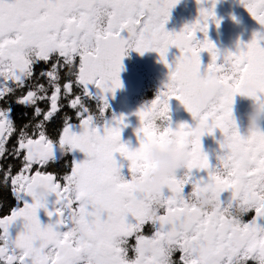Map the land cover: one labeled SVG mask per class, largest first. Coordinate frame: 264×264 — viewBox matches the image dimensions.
<instances>
[{"label": "snow or ice", "instance_id": "obj_1", "mask_svg": "<svg viewBox=\"0 0 264 264\" xmlns=\"http://www.w3.org/2000/svg\"><path fill=\"white\" fill-rule=\"evenodd\" d=\"M178 2L0 0V102L5 105L0 107V158L22 157L17 174H11V164L4 171L15 206L0 215V264H264V132L242 136L229 128L233 97L243 81L259 80L255 99L264 102V0H239L259 30L247 43L238 40L234 51L223 52L207 37L208 23L219 24L213 11L217 0H196V18L178 32L165 31L169 10ZM170 46L179 50L171 64L165 59ZM128 50L155 52L168 68L155 98L133 113L139 146L132 150L120 142L125 117L105 116V94L121 87L118 74ZM201 52L210 57L203 72ZM40 63L50 66L37 72ZM65 69L74 79L61 85ZM205 73L216 75L222 95L200 109L188 103V95ZM73 84L81 92L67 106L78 123L65 113L58 138H51L46 126L62 107L61 94L73 93ZM170 99L184 106L193 125H171ZM85 100L95 101L98 114ZM13 105L31 108L32 120L42 119L17 128ZM217 129L229 142L217 141L216 163L210 164L201 137ZM169 135L188 148L189 159L162 194L156 216L147 219L143 205L132 203L141 198L129 181L148 175L144 152ZM76 150L84 159L76 158ZM114 153L128 161V176L120 183L114 182L121 167ZM50 164L66 170H42ZM36 181L50 185L51 210L48 201L31 198L28 188ZM201 192L211 193L213 209H196ZM224 192H230L226 201L220 199ZM237 204L242 211L226 230L225 208ZM38 209L55 219L41 224Z\"/></svg>", "mask_w": 264, "mask_h": 264}, {"label": "flooded vegetation", "instance_id": "obj_2", "mask_svg": "<svg viewBox=\"0 0 264 264\" xmlns=\"http://www.w3.org/2000/svg\"><path fill=\"white\" fill-rule=\"evenodd\" d=\"M207 7V5H203ZM198 5L196 0H179L173 8L169 10V18L164 25V30L168 32H178L181 28L191 23L198 14ZM214 15L219 24L208 23L207 37L213 43V45L221 52L225 50L234 51L235 45L239 40L241 43H247L254 31L259 30L257 23L251 18L246 9L241 6L239 0H217L214 6ZM124 35V33H122ZM202 33H196L197 39L203 38ZM179 55V50L174 46H170L166 52L165 59L171 64L175 57ZM201 61V71L210 61V57L207 52H201L199 54ZM78 59V58H77ZM219 62V61H218ZM122 69L119 72V80L121 82V87L116 89L112 94H105V101L107 103V108L105 110L106 118H111L113 115L125 117L124 124L125 127L122 128L120 133V142L125 143L127 147L132 150L138 147V139L135 134V129L139 126V121L133 113H135L142 105L150 102L155 98L158 91L161 90L163 83L167 79L168 68L161 62H159L158 54L155 52H144L142 55L138 54L136 51L128 50L127 55L121 59ZM50 65H45L40 63L36 65V71L39 72L40 69H46ZM65 70L61 71V85L67 82L69 79H74L73 77H66ZM40 83H45V80H41ZM92 91H95L93 85H89ZM24 91H27L25 89ZM81 90L73 84V93L67 98H64L63 93L60 104L62 107L57 115L54 117L52 122L48 123L46 126V131L50 134L51 138H58L59 131L62 129L61 117L67 113L71 122L78 123L75 115V110L70 109L67 105L70 99L75 98V95L80 94ZM19 94V93H18ZM49 95L51 94V89H49ZM85 104L93 113H97V106L95 101L85 100ZM251 104L250 100L242 99L240 96L236 95L233 97L232 112L235 117L242 118L243 115L249 110ZM169 105V120L171 125L175 127L179 123H187L193 125V120L190 114L185 110L184 106L176 99H170L168 101ZM3 102H0V107H4ZM39 106L47 110L49 108L48 102H40ZM14 111L12 113L17 128L26 122L31 120L32 123H36L42 119V117H36L32 120L31 108L24 109L20 106L13 105ZM27 112V116L22 115V113ZM98 114V113H97ZM260 130L264 132V121L261 122ZM31 131V129H29ZM73 131H79L77 128H73ZM241 131H243L241 129ZM221 133L219 130H215L212 135H204L201 137V148L202 151L208 155L209 163L215 164V155L219 151L217 141L221 139ZM15 143V136H13L7 144L9 149L12 148ZM76 158L84 159V154L80 153L78 150L75 151ZM114 159L118 165H121L120 172L127 178L128 161L124 159L119 153H114ZM21 158L14 159L13 157L6 154L5 158H0V190L5 189L10 200L9 204H4L0 199V204L3 208L0 209V215L7 214L10 208L15 206L14 198L11 196L10 192V181L7 185L4 182V171L8 169V165L11 164L13 167L11 169V174H17L21 165ZM34 169L33 171L35 170ZM48 172H56L62 174L66 169L61 168L59 164L48 165L47 168L42 169ZM198 175L204 176L206 173L200 172ZM190 189L186 187L184 192L187 193ZM230 197V192L221 193L220 199L226 201ZM54 197H50L48 204L52 209V200ZM250 218V217H249ZM55 219V217H54ZM146 234L148 229H145ZM134 242V241H133ZM131 255V253H130ZM178 253L176 258H178Z\"/></svg>", "mask_w": 264, "mask_h": 264}, {"label": "clouds", "instance_id": "obj_3", "mask_svg": "<svg viewBox=\"0 0 264 264\" xmlns=\"http://www.w3.org/2000/svg\"><path fill=\"white\" fill-rule=\"evenodd\" d=\"M261 83L256 79L243 81L236 95L242 99L251 101L249 110L238 118L232 115L229 128L234 127L242 136H247L260 130L261 122L264 121V102H258L255 97L259 94ZM222 95V88L215 74L205 73L196 87L188 95V103L196 108L203 109L216 103ZM241 129L243 131H241ZM220 140L229 142V137L221 136ZM218 144V143H217ZM219 147V146H218ZM189 150L181 145L178 138L169 135L162 145H152L143 154V164L149 169L146 177H137L130 180L131 188L140 200L132 201L133 204H142L145 218L152 219L156 216L157 209L161 204V196L167 190L169 182L177 177L185 169L189 159ZM124 181L121 172L114 176V182ZM28 191L35 201L47 202L51 196L50 185L44 181H36L29 185ZM198 211L211 210L215 207L211 193L201 192L198 199L194 201ZM239 204L234 207L226 206L224 227L231 230L235 219L241 213Z\"/></svg>", "mask_w": 264, "mask_h": 264}, {"label": "water", "instance_id": "obj_4", "mask_svg": "<svg viewBox=\"0 0 264 264\" xmlns=\"http://www.w3.org/2000/svg\"><path fill=\"white\" fill-rule=\"evenodd\" d=\"M50 197H51V196H50ZM50 197L48 198V200L50 199ZM46 207H47L49 210H51V209H50L51 206H50L48 203L46 204ZM37 218L40 220L41 224H46V223H49L50 220H54V217L49 218L48 216H46V215H45V212H44L43 209H38V210H37Z\"/></svg>", "mask_w": 264, "mask_h": 264}, {"label": "trees", "instance_id": "obj_5", "mask_svg": "<svg viewBox=\"0 0 264 264\" xmlns=\"http://www.w3.org/2000/svg\"><path fill=\"white\" fill-rule=\"evenodd\" d=\"M0 199L4 202L5 205L10 203L7 191L5 189L0 190Z\"/></svg>", "mask_w": 264, "mask_h": 264}]
</instances>
